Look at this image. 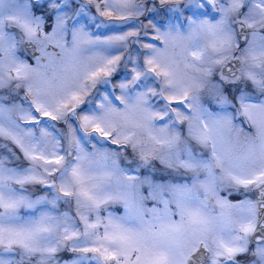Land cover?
I'll return each instance as SVG.
<instances>
[{"label": "snow or ice", "instance_id": "6c2138e0", "mask_svg": "<svg viewBox=\"0 0 264 264\" xmlns=\"http://www.w3.org/2000/svg\"><path fill=\"white\" fill-rule=\"evenodd\" d=\"M0 264H264V0H0Z\"/></svg>", "mask_w": 264, "mask_h": 264}]
</instances>
